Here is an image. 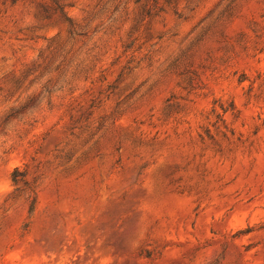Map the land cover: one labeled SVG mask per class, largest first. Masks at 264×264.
<instances>
[{
  "label": "rangeland",
  "instance_id": "rangeland-1",
  "mask_svg": "<svg viewBox=\"0 0 264 264\" xmlns=\"http://www.w3.org/2000/svg\"><path fill=\"white\" fill-rule=\"evenodd\" d=\"M0 264H264V0H0Z\"/></svg>",
  "mask_w": 264,
  "mask_h": 264
},
{
  "label": "trees",
  "instance_id": "trees-1",
  "mask_svg": "<svg viewBox=\"0 0 264 264\" xmlns=\"http://www.w3.org/2000/svg\"><path fill=\"white\" fill-rule=\"evenodd\" d=\"M17 174H18V171H17V169H14V171L12 172V175H11V177H12V181L15 183V182H17Z\"/></svg>",
  "mask_w": 264,
  "mask_h": 264
}]
</instances>
